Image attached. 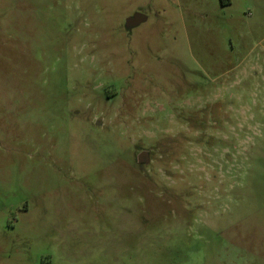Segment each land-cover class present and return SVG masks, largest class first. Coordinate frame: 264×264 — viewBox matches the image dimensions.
<instances>
[{"label": "rangeland", "instance_id": "374dc122", "mask_svg": "<svg viewBox=\"0 0 264 264\" xmlns=\"http://www.w3.org/2000/svg\"><path fill=\"white\" fill-rule=\"evenodd\" d=\"M0 264H264V0H0Z\"/></svg>", "mask_w": 264, "mask_h": 264}, {"label": "flooded vegetation", "instance_id": "af4514ba", "mask_svg": "<svg viewBox=\"0 0 264 264\" xmlns=\"http://www.w3.org/2000/svg\"><path fill=\"white\" fill-rule=\"evenodd\" d=\"M182 107V106H181ZM172 108L170 113H173V117L179 118V116H182L181 121L183 122L181 133L179 134V137L177 138L178 141H180V147L178 148V154L179 158L178 161H175V165H178V167L183 166L186 167L187 162L192 161L193 157L197 154L192 153L191 149H188L189 145H194L196 147H202L203 145L205 147L210 148L212 152V157L214 158V92L212 94L207 95L204 99H198L194 104L191 105L192 111H189L187 114L186 110L182 111V108ZM197 119L196 123L194 125H191L190 119H193L191 116ZM171 117V115H170ZM172 119V117H171ZM199 122V123H198ZM168 131L166 132V135L168 137V147H167V155L169 160L170 153L172 152L170 150V142H172V135L175 134L174 129L171 128V125L168 126ZM209 129V130H208ZM210 131V136H204L202 133L203 131ZM185 131L192 132L194 136H186ZM171 135V136H170ZM171 138V141H170ZM195 159V158H194ZM172 161L170 165L173 163ZM176 168V166H175ZM169 177L177 176L174 173H171L168 175ZM178 177V176H177ZM212 181H214V176H212Z\"/></svg>", "mask_w": 264, "mask_h": 264}, {"label": "water", "instance_id": "95a60500", "mask_svg": "<svg viewBox=\"0 0 264 264\" xmlns=\"http://www.w3.org/2000/svg\"><path fill=\"white\" fill-rule=\"evenodd\" d=\"M144 20H145V18L142 15L137 14L134 17L127 19L126 28L128 30H131L133 27H135L138 24L142 23ZM138 160H139V162L141 164H147V162H148V154L145 153V152L141 153L139 155V157H138Z\"/></svg>", "mask_w": 264, "mask_h": 264}]
</instances>
